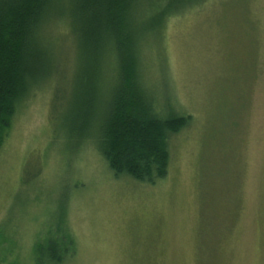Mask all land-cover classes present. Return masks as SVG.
I'll return each mask as SVG.
<instances>
[{
    "label": "rangeland",
    "instance_id": "rangeland-1",
    "mask_svg": "<svg viewBox=\"0 0 264 264\" xmlns=\"http://www.w3.org/2000/svg\"><path fill=\"white\" fill-rule=\"evenodd\" d=\"M161 23L140 81L189 121L154 184L97 148L114 66L90 70L74 29L46 25L0 145V264H264V0H191Z\"/></svg>",
    "mask_w": 264,
    "mask_h": 264
},
{
    "label": "trees",
    "instance_id": "trees-1",
    "mask_svg": "<svg viewBox=\"0 0 264 264\" xmlns=\"http://www.w3.org/2000/svg\"><path fill=\"white\" fill-rule=\"evenodd\" d=\"M190 1L0 0V145L17 104L40 81L37 73L44 57L41 41L46 25L64 20L74 29L90 70L102 62L116 69L97 138L108 167L114 176L149 184L164 178L169 138L189 117L163 115L157 108L140 81L138 43L146 40L144 30L155 34L169 10ZM142 8L147 10L145 28L136 19Z\"/></svg>",
    "mask_w": 264,
    "mask_h": 264
}]
</instances>
